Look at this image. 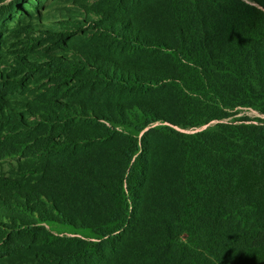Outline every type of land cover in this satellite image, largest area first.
I'll list each match as a JSON object with an SVG mask.
<instances>
[{
  "label": "trees",
  "instance_id": "trees-1",
  "mask_svg": "<svg viewBox=\"0 0 264 264\" xmlns=\"http://www.w3.org/2000/svg\"><path fill=\"white\" fill-rule=\"evenodd\" d=\"M246 1L106 0L73 42L85 63L23 62L54 82L1 91L0 125L14 104L37 127L0 162L41 163L0 176V260L264 264V0Z\"/></svg>",
  "mask_w": 264,
  "mask_h": 264
},
{
  "label": "rangeland",
  "instance_id": "rangeland-1",
  "mask_svg": "<svg viewBox=\"0 0 264 264\" xmlns=\"http://www.w3.org/2000/svg\"><path fill=\"white\" fill-rule=\"evenodd\" d=\"M105 3L106 0H6L1 3L0 6H8V9L0 18V95L2 90H8L5 96L20 105L37 101L52 90L54 78L43 70L29 73L22 66L23 62L41 64L58 56L85 63L73 42L88 43L97 37L98 19L93 10L94 6ZM77 28H84V31L75 33ZM21 79L23 82L19 84ZM243 115L256 116L250 111ZM3 116L7 120L0 125V144L17 136H26L37 127L35 121L14 104ZM40 163V157L30 154L1 161L0 176L17 179L20 173L35 170ZM27 177L25 180L28 181ZM179 245L188 250L199 247L188 230L179 238ZM27 260L25 257L12 261L2 259L0 264H27Z\"/></svg>",
  "mask_w": 264,
  "mask_h": 264
}]
</instances>
